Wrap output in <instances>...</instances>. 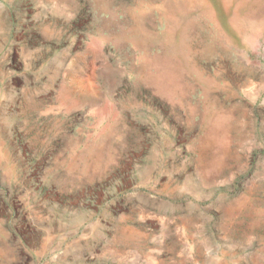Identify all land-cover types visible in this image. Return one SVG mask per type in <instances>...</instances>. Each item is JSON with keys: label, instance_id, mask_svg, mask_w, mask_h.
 Returning <instances> with one entry per match:
<instances>
[{"label": "rangeland", "instance_id": "1", "mask_svg": "<svg viewBox=\"0 0 264 264\" xmlns=\"http://www.w3.org/2000/svg\"><path fill=\"white\" fill-rule=\"evenodd\" d=\"M0 264H264V0H0Z\"/></svg>", "mask_w": 264, "mask_h": 264}]
</instances>
